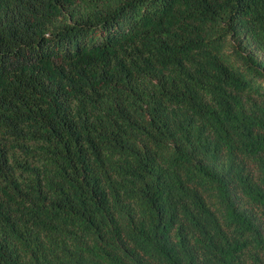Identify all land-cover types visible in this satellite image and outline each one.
<instances>
[{"label": "trees", "instance_id": "1", "mask_svg": "<svg viewBox=\"0 0 264 264\" xmlns=\"http://www.w3.org/2000/svg\"><path fill=\"white\" fill-rule=\"evenodd\" d=\"M0 264H264V0H0Z\"/></svg>", "mask_w": 264, "mask_h": 264}]
</instances>
